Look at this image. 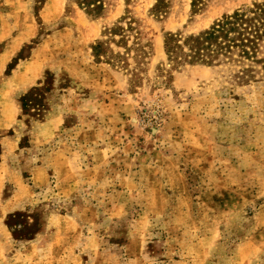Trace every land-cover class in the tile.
<instances>
[{
    "label": "rangeland",
    "instance_id": "obj_1",
    "mask_svg": "<svg viewBox=\"0 0 264 264\" xmlns=\"http://www.w3.org/2000/svg\"><path fill=\"white\" fill-rule=\"evenodd\" d=\"M202 1L0 0V264H264V40L164 49L264 0Z\"/></svg>",
    "mask_w": 264,
    "mask_h": 264
},
{
    "label": "trees",
    "instance_id": "obj_2",
    "mask_svg": "<svg viewBox=\"0 0 264 264\" xmlns=\"http://www.w3.org/2000/svg\"><path fill=\"white\" fill-rule=\"evenodd\" d=\"M201 2L192 0L191 5L196 6ZM262 40L264 1L225 14L214 21L210 28L195 35L183 37L179 32H166L164 49L168 58L179 62L212 64L223 58L242 60L255 57ZM20 100L24 109L25 100Z\"/></svg>",
    "mask_w": 264,
    "mask_h": 264
}]
</instances>
